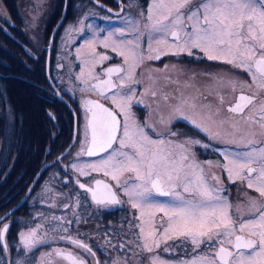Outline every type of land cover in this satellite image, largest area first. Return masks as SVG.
Masks as SVG:
<instances>
[{
	"label": "snow or ice",
	"instance_id": "6c2138e0",
	"mask_svg": "<svg viewBox=\"0 0 264 264\" xmlns=\"http://www.w3.org/2000/svg\"><path fill=\"white\" fill-rule=\"evenodd\" d=\"M95 2L99 4V0ZM134 6V0H130L129 7ZM139 16L146 21L143 30L140 28L141 20L130 17L125 27L110 31L108 37L100 41L105 48L111 47L114 53L123 57L124 66L104 69L102 75L107 77L104 80L94 77L92 72L85 78L83 69L76 77L84 85L81 91L95 90L98 95L110 99L116 109L114 111L99 101H83L86 113L85 138L80 141L76 159L83 156L98 159L82 164L71 163V169L77 174L76 185L90 194L91 201L102 208L122 204L119 192L127 197L131 208L139 212L138 216L133 217L138 223L130 224V227L139 229L137 239L142 243L136 247L141 253H154L162 244L163 250L169 251L167 242L182 237L185 242H190L193 256L176 261L175 264H264V0H150L146 14L142 10ZM78 23L82 25L79 29L81 32L85 27L92 28L91 24L83 26V21ZM126 32L134 38L121 39ZM145 35L147 55L141 46ZM95 39L93 35L85 44L91 47ZM153 43L167 46L168 51L153 48ZM121 48L126 51H121ZM194 50H199L209 61H223L247 72L251 78V83H240V95L236 103L228 108L230 113L240 117L231 126L236 131H240L243 126L247 131L239 139L234 137L225 141L242 145L245 150L223 152L227 163L217 165L227 172L229 180L235 176L247 181L248 189L254 188L259 193L258 198H248L246 216L241 214V206H237L234 218L230 212L232 205L222 195L226 190L209 183L204 167L193 163L186 145H198L200 141L188 140L178 144L171 139H164L162 134H158L161 138L153 139L146 129L155 130L154 126L147 123L141 125L131 112L134 102L143 103V100L134 101L136 90L133 85L140 83L135 78L137 68L145 61L160 60L162 56H194ZM93 55L95 58L94 49ZM108 59L110 57L107 55H99L97 63ZM113 74H116L119 83L114 82ZM92 80L96 82L91 83ZM229 83L236 91L237 82ZM253 86L256 91L250 95L244 94V87L251 91ZM146 94L148 90L141 96ZM150 94L153 97L157 95L155 91ZM162 98L167 102L170 97L165 94ZM220 99L223 102V98ZM257 104L259 106L253 111ZM185 105H188V100L181 95L180 103L173 108L168 123L182 118L208 132L207 128L187 114ZM189 106L196 107L195 103ZM246 110L249 114H245ZM167 133L170 137L177 136L171 129ZM218 136L217 133L212 138ZM203 147L208 148L209 145ZM206 163L212 164L211 161ZM93 173H102L104 177L110 178L115 182V188L103 179L93 180ZM81 176L88 177L91 184L81 183ZM212 179L217 180V177L213 175ZM157 197L169 199L160 201ZM76 204H79V199ZM156 213L163 214L158 225L155 222ZM7 215L0 217V224H3L0 228V244L4 250L8 247L5 236L10 228L9 224L3 223ZM145 215L149 218L144 219ZM52 220L58 222L59 230L64 233L68 232L66 225L74 222L56 216ZM75 223H80L79 217ZM43 227L38 224L26 233H19L23 251L31 253L45 242L47 233L41 234ZM59 239L67 240L95 259L96 253L82 240L71 235L60 236ZM202 245L214 251L203 256L196 255ZM52 256L70 264H87V261L72 252L61 249L42 254L37 264H52ZM16 264H25V261L22 258ZM95 264L100 262L96 260ZM112 264H128V261L117 258ZM151 264L167 262L153 255Z\"/></svg>",
	"mask_w": 264,
	"mask_h": 264
},
{
	"label": "rangeland",
	"instance_id": "374dc122",
	"mask_svg": "<svg viewBox=\"0 0 264 264\" xmlns=\"http://www.w3.org/2000/svg\"><path fill=\"white\" fill-rule=\"evenodd\" d=\"M69 0H10L11 5L16 12V18L18 20L17 26L20 27L24 33V37L27 34V36L31 37V39L40 44L44 49L47 48V46L50 44V46H54L56 43H58L59 48L62 49V53L66 54L68 49L72 46L71 41L73 38L77 35H75L73 38L70 40H62V38H65V28H66V22L67 20H72L76 17L77 13L79 11H83V15L80 17V21H83V26H86L88 24L92 25V28L89 29L85 27L84 32L82 34L81 42L79 44L74 45V54L77 59H79V66L76 69V74H75V80L77 82H80L76 79L78 75L81 74V69L84 70V77L87 78L88 73L92 72L93 74L98 73L100 74L99 67L104 64L106 61H103V63H97V60L99 58V55H107L108 57H111V53L109 51H112L111 47L105 48L103 44L100 43V41H103L106 37H108L109 32L113 30L120 29L119 27H125L126 20L130 17L140 19L139 13L140 11H144L145 9L138 10V6L135 5L133 8L129 7L130 0H107L109 3H103L102 5H97L93 3L92 1L88 0H73L74 3V8L72 11H69V6L70 3H68ZM135 3V0H134ZM108 9H111V11H108ZM123 9V11H121ZM68 12V13H67ZM0 14L4 15L11 21H13L10 12L8 8L6 7V3L4 0H0ZM95 15L96 14H102L104 17L103 23H97L96 20L91 19V20H86V15ZM98 17V16H97ZM81 33V32H80ZM79 35V34H78ZM93 35H95L96 39L93 42L92 46L89 47L85 44L86 40L92 39ZM134 36L128 35L126 32L125 37L121 38L124 40L128 39H133ZM142 48L145 49V54L147 55V35H145V38H143L141 42ZM157 46L158 48H167V46L164 45H157L153 43L152 47ZM93 49H94V55H93ZM79 50V51H78ZM121 51H126V49L121 48ZM118 58L123 60V57L115 53ZM175 58V57H173ZM149 62V61H145ZM144 62V63H145ZM143 63V64H144ZM142 64V65H143ZM153 64V62H151ZM142 65H141V74H142ZM138 68L135 70V75L137 72ZM181 72H185L188 74H191L199 84L201 89L203 90L206 86V77L209 73H223L226 75L230 76H236L242 80H250L251 78L248 75L247 72L241 71L240 69L233 68L232 65H229L225 62L221 63H211V64H193L191 68H184L181 70ZM49 80H50V75H48ZM136 78V77H135ZM117 79V78H116ZM119 82V80L117 79ZM81 83V82H80ZM139 86H143V88H146L144 84H135L133 87H135V90ZM84 87H77L76 85H73L70 89L68 94H66V99L69 101L71 106L75 108V103L71 101V98L74 97L75 91L82 89ZM55 92L59 96H65V94L62 92L65 90V86L59 84L58 81H56V85L53 87ZM84 92H89L93 95H97L100 97V99L103 100V102H106L110 104L114 109V105L111 103L110 99H105L103 96L98 95L96 91L90 90V91H84ZM157 95L155 97L158 98V103L159 104H164L163 100V95L168 94L169 97L173 96V88L171 83H165L159 86V88L156 91ZM152 98H154L152 96ZM171 98L167 102H169ZM116 110V109H115ZM131 112L134 115V119L140 123L141 125L146 124L147 122L143 120L141 113L138 111L137 108H135L132 105ZM157 123V122H156ZM160 129L159 131L161 132L162 136L164 139H171L175 141L176 143L179 142L178 134L181 136L184 134V132L176 126L175 131L171 130L172 132H176L177 136L175 137H170L168 136L167 133V128L164 126H169L167 124H159ZM148 131V128L146 129ZM233 130L229 127H223L219 131V136L218 139L222 140H229L228 139V134L231 133ZM76 132L77 128L75 129V134L73 135L72 141L67 145L65 152L63 153L64 155H61L62 153L56 155V158H63L65 160L68 159L71 151H75L77 147V140H76ZM148 134L149 131H148ZM183 137V136H182ZM153 139H159L158 137ZM161 138V136H160ZM185 138H188L190 140H196L191 135L185 136ZM71 146V147H70ZM218 147V146H217ZM219 152H216L215 155H211V157H203L202 153L199 149V146L197 145V156L196 157H191L193 163L202 165L203 167L205 165H208L206 162L211 161L212 167L219 168L217 165H223L226 164L227 162L224 160L222 153L225 151L229 152H235V151H243L245 150L243 146H238L235 145L234 147H231L227 144L225 145H220L218 147ZM179 152V149L176 150ZM98 159L97 157H81L78 160H76L74 163H85L88 161H93ZM49 165V164H48ZM210 166V165H209ZM73 171V170H72ZM74 172V171H73ZM75 173V172H74ZM76 174V173H75ZM102 174V173H99ZM77 176V174H76ZM235 176H233L232 180H229L227 172L223 171V181H234ZM242 181V180H241ZM114 182V181H113ZM247 182V181H246ZM115 184V182H114ZM222 193V195L229 201V203L232 205V208L230 209L231 214L235 218L236 214V208L237 206L240 207V212L242 215H247L246 213V206L248 203V198L250 197V194L247 191H244L239 188L238 184H233L229 185L227 189H225ZM121 200H125L127 202V197L123 195V193L120 196ZM158 200L160 201H166L168 199H164V197H157ZM135 216L139 215V212L137 210ZM154 211V210H153ZM163 216L162 213H156L155 214V222L158 225L160 218ZM149 217L145 215L144 219H148ZM102 223V222H100ZM138 223V221H136ZM137 233H139V229L137 228ZM184 241L182 237H176L175 240H169L168 246L170 247H176L177 243ZM131 242V243H130ZM142 243V241L138 240L137 237H130L125 240V246L124 250L127 252L130 251L131 247V256L129 259L135 258L136 261H140L142 256H145L148 260H152L153 255L158 256L161 261L167 262V264H175L176 261H180L176 259L179 256V252H175L173 255H171L168 251H164V245L162 244L160 248L155 249L154 253H147V252H139L137 249V244ZM208 251L205 250H198L195 254L199 256H203L205 253ZM193 256V253L187 255L185 254V257H178L181 258V260L185 259H190ZM174 258V259H173Z\"/></svg>",
	"mask_w": 264,
	"mask_h": 264
},
{
	"label": "flooded vegetation",
	"instance_id": "af4514ba",
	"mask_svg": "<svg viewBox=\"0 0 264 264\" xmlns=\"http://www.w3.org/2000/svg\"><path fill=\"white\" fill-rule=\"evenodd\" d=\"M135 5L138 8L141 7L139 0H135ZM136 7V6H135ZM133 8V7H132ZM188 56V55H187ZM196 57H200L197 59ZM189 61L192 64H211V61L207 60L206 57L199 50H194V56H188ZM183 59H179L180 65L182 64ZM213 63H221L222 61H212ZM226 75L223 73H209L206 77V85L210 87L213 83L211 82V78L215 77V75ZM237 82V89L236 91L232 92L236 96L241 92L240 83L241 82H248L251 83L250 80H242L236 76H230ZM189 86L192 87V90L197 94L198 98L205 99L208 104H213L214 100H220L218 91H214L213 96L211 98L204 94L197 85L196 81L191 79L188 81ZM144 90V91H143ZM146 88L139 90L136 92V96L134 97L135 100H143V102L151 96V91H148V94L141 96V93H144ZM256 91L255 86L250 91L247 87L243 88V92L246 95H250L251 92ZM139 94V95H138ZM138 95V96H137ZM264 95V94H262ZM234 96V98H235ZM171 100L169 103H173L177 101L176 96L174 95L170 97ZM253 107V111H255V107ZM43 108L46 109L47 106L43 105ZM52 111L54 112V129L51 131V138L52 141L49 143L44 144L43 150H38V164L42 163L43 161L50 159L51 157L55 156L57 153L62 151L68 142L73 138V129L69 128L68 122V107L65 105L54 104L51 107ZM245 114H249L246 110ZM143 120L147 122V124H151L154 126L155 134L156 132L160 134V126L154 123V112L153 111H146V114H142ZM73 122L72 125L76 123L79 124V134L76 135L77 140V147L75 151H71L67 160L60 158V162H54L51 164L50 167H54L58 170L59 174V181H58V192H57V199L56 205L58 207V217H63L68 220L74 221L71 225H66L68 227V232L64 233L58 229V242L52 244L46 253L52 252L53 249H61L64 251L72 252L77 257L87 261V264H95V261L98 260L100 264H112L114 259H124L125 253L127 252L124 250V247H120V245L125 246V240L130 237H137L138 233L136 230H133V227H130V214L126 211L123 204L116 205L109 208H102L95 205L91 201L90 194H86L84 190L79 189L75 183L77 179L76 174L72 171L70 165L74 163L76 159V153L80 149V141L83 140L84 133H85V122L82 118H72ZM240 120V117L237 118V115L234 116L232 113L228 111V108H222L220 111H210L209 107L207 111H205L202 119V126L208 129V132H204L206 136L207 142H202L198 144V146H203L205 144L209 145V142H221L222 145H229L233 147L237 144H228L225 143L226 140L222 139H213L212 136L215 135L210 133L209 127L210 123L213 122L216 126H229L236 123V121ZM166 128V127H165ZM231 128V127H230ZM235 131L234 128H231ZM171 130H175L172 128ZM56 132V133H54ZM242 134L240 133H231L228 134V139L231 140L234 137L238 139ZM240 146V145H238ZM215 150L220 153L218 147H215ZM202 156L207 158L211 157L208 152H201ZM84 157V156H83ZM192 157V156H191ZM204 171L207 174V178L209 183L216 184L218 187L223 189H227L229 185L238 184L239 188L247 191L252 198H258L255 194V189H248L247 182L241 181V179L235 178L234 183L233 181H220V175H223V170L221 167L215 168L209 165L204 166ZM127 175V174H125ZM215 175L217 180H213L212 176ZM92 179H103L106 182L112 183L114 188L115 184L113 181L110 180L108 177H104L103 174H92ZM123 179V177H122ZM81 183H85L86 185L91 184V180L88 177H79ZM218 181V182H217ZM79 193V196H77ZM119 197L122 192H119ZM79 199V204H76V200ZM51 203V202H50ZM64 205H68L67 208ZM20 205L17 207L19 208ZM236 215V214H235ZM79 217L80 223H75L76 218ZM102 222V223H100ZM134 225V223H132ZM107 234V235H106ZM64 235H71L73 238L82 240L84 243L88 244L93 252L96 253L95 259L83 252V250L78 249L75 245L70 244L67 240H60V236ZM54 245V246H53ZM211 250V249H210ZM131 253V247L130 251ZM131 256V254H130ZM52 264H70V262L65 261L59 257L52 256L51 258ZM147 258L145 256L141 257V261L139 264H146ZM138 261L135 258H132L131 264H137Z\"/></svg>",
	"mask_w": 264,
	"mask_h": 264
},
{
	"label": "trees",
	"instance_id": "16d2710c",
	"mask_svg": "<svg viewBox=\"0 0 264 264\" xmlns=\"http://www.w3.org/2000/svg\"><path fill=\"white\" fill-rule=\"evenodd\" d=\"M0 36L12 44L1 26ZM29 72L27 66L22 70L3 69L0 62V216L23 196L27 183L35 173L38 156L31 158V152L34 148H41L51 138V125L43 128V100L35 95L24 81ZM39 122L43 128L41 134L38 132ZM42 189L43 182L36 186L34 194L36 198L32 204L13 209L10 213L12 228L22 218L37 215L47 219L50 228L59 229L58 222L52 220V217L56 216L55 210L39 200ZM12 250L17 253V260L22 258L26 260L33 255L16 247L15 243ZM6 260L7 250L0 245V262L5 264Z\"/></svg>",
	"mask_w": 264,
	"mask_h": 264
}]
</instances>
